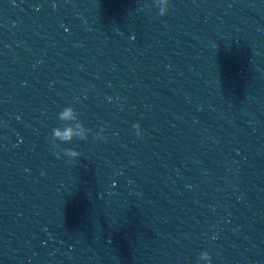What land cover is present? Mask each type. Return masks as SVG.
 I'll use <instances>...</instances> for the list:
<instances>
[{"label": "clouds", "instance_id": "clouds-1", "mask_svg": "<svg viewBox=\"0 0 264 264\" xmlns=\"http://www.w3.org/2000/svg\"><path fill=\"white\" fill-rule=\"evenodd\" d=\"M170 0H156V6L159 8V15L165 16L169 11ZM149 8L151 5L148 6ZM58 120L63 123V127L57 126L52 131L51 142L53 146L57 149L55 155L57 158L61 156H67L70 158V162H75V160L80 157L81 153L71 147L60 149V144H68L73 140H87L90 133L93 132L92 129L85 127L83 121L80 120L77 110L72 106L64 107L62 111L58 114ZM135 134L137 137L143 138L145 135L139 122L133 125ZM104 129L102 128L100 132L94 134L95 139L107 140L104 136ZM215 239V237H213ZM213 257L209 250H204L200 253V261L205 262V264H212Z\"/></svg>", "mask_w": 264, "mask_h": 264}]
</instances>
